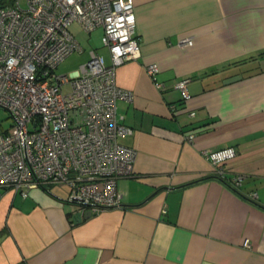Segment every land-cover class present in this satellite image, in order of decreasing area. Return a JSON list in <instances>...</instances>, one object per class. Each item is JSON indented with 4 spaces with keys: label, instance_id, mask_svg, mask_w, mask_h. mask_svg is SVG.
<instances>
[{
    "label": "crops",
    "instance_id": "obj_1",
    "mask_svg": "<svg viewBox=\"0 0 264 264\" xmlns=\"http://www.w3.org/2000/svg\"><path fill=\"white\" fill-rule=\"evenodd\" d=\"M131 1L140 55L115 74L134 92L116 103L136 150L122 207L78 221L62 186L0 187V264H264V0ZM227 147L225 183L204 151Z\"/></svg>",
    "mask_w": 264,
    "mask_h": 264
},
{
    "label": "built area",
    "instance_id": "obj_2",
    "mask_svg": "<svg viewBox=\"0 0 264 264\" xmlns=\"http://www.w3.org/2000/svg\"><path fill=\"white\" fill-rule=\"evenodd\" d=\"M21 1L0 4V106L13 118L0 132V187L26 197L36 186H62L65 200L76 205L73 220L86 211L121 208L117 180L134 173L136 150L120 142L132 128L122 123L116 103L132 101L134 92L120 87L115 74L140 55L134 5L131 0ZM73 22L88 33L101 28L110 63L91 50L73 73L55 72L66 56L83 50L69 31ZM146 72L164 89L155 62ZM188 80L173 84L184 102L190 98ZM194 138L193 132L186 136ZM204 156L224 178L222 164L235 149L205 150ZM241 178L236 176L234 184Z\"/></svg>",
    "mask_w": 264,
    "mask_h": 264
},
{
    "label": "rangeland",
    "instance_id": "obj_3",
    "mask_svg": "<svg viewBox=\"0 0 264 264\" xmlns=\"http://www.w3.org/2000/svg\"><path fill=\"white\" fill-rule=\"evenodd\" d=\"M11 2L12 0L8 1V3ZM21 4H25L24 0L21 1ZM69 31L77 39L83 50L81 52L74 51L66 56L62 61H60L55 68V72L57 74H70L79 69L80 65L86 63L89 59V52L91 50L99 52L107 57L106 47L103 46L101 42V28L88 33L87 31L83 30L80 25L74 23L69 26ZM12 124V116L8 110L0 106V132L8 130Z\"/></svg>",
    "mask_w": 264,
    "mask_h": 264
},
{
    "label": "water",
    "instance_id": "obj_4",
    "mask_svg": "<svg viewBox=\"0 0 264 264\" xmlns=\"http://www.w3.org/2000/svg\"><path fill=\"white\" fill-rule=\"evenodd\" d=\"M92 214L90 211H86L83 215H78L77 220L80 221L81 219H86L90 217Z\"/></svg>",
    "mask_w": 264,
    "mask_h": 264
},
{
    "label": "trees",
    "instance_id": "obj_5",
    "mask_svg": "<svg viewBox=\"0 0 264 264\" xmlns=\"http://www.w3.org/2000/svg\"><path fill=\"white\" fill-rule=\"evenodd\" d=\"M8 1H10V0H0V4H5V3H7ZM210 177L217 178V179H219L220 181H222V182H225V183H226L225 179H224V178H221V177H219L217 174H216V175H212V176H210ZM227 184H228V183H227Z\"/></svg>",
    "mask_w": 264,
    "mask_h": 264
}]
</instances>
